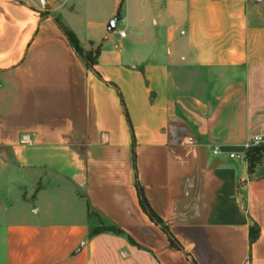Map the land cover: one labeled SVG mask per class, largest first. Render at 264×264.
Instances as JSON below:
<instances>
[{
	"label": "crops",
	"instance_id": "crops-1",
	"mask_svg": "<svg viewBox=\"0 0 264 264\" xmlns=\"http://www.w3.org/2000/svg\"><path fill=\"white\" fill-rule=\"evenodd\" d=\"M44 1L0 0V264H264V160L228 157L264 146V0Z\"/></svg>",
	"mask_w": 264,
	"mask_h": 264
},
{
	"label": "trees",
	"instance_id": "trees-1",
	"mask_svg": "<svg viewBox=\"0 0 264 264\" xmlns=\"http://www.w3.org/2000/svg\"><path fill=\"white\" fill-rule=\"evenodd\" d=\"M55 22L57 23V25L59 26V28L62 30V32L64 33L65 37L67 38L69 44L71 45L73 51L78 55L81 56V50L78 46V42L75 38V36L73 35V33H71L69 30H67L65 27L62 26V24L59 22L58 19L55 20ZM87 65L89 67H91L94 64L95 59L91 57V55L87 56L85 59ZM246 162L248 165V170L252 171V169L260 164L262 162V160H264V146H257V147H252L249 148L246 151ZM139 191V202L140 205L143 209V211H145V213L149 216V218L156 223L157 225H159V221L157 220V218L155 217V215L151 212V210L149 209L147 203L145 202L140 189L138 188ZM89 219L90 218H96L98 223H99V227L94 228L90 234L89 237H93L99 233H103V232H111L117 235H121V231H119L118 229H116L113 226H108L107 224L104 223L103 219H101V217L96 214L93 213L91 211H89ZM164 230V229H163ZM258 237V231L255 229H251L250 233H249V242L253 243ZM169 242L171 244L172 247L177 248V245L175 244L174 240L169 236Z\"/></svg>",
	"mask_w": 264,
	"mask_h": 264
},
{
	"label": "built area",
	"instance_id": "built-area-1",
	"mask_svg": "<svg viewBox=\"0 0 264 264\" xmlns=\"http://www.w3.org/2000/svg\"><path fill=\"white\" fill-rule=\"evenodd\" d=\"M120 37H124V34L121 33L120 34ZM27 138L24 137L22 139V143H27ZM261 142L262 140L260 138H253V139H250L249 141H247L244 145H243V148H244V153H240V154H235V153H229L228 154V157L230 159H237V160H242V161H246V151L249 149V148H252V147H257V146H260L261 145ZM212 153L213 155H218L221 153V148L220 146L218 145H215L212 147Z\"/></svg>",
	"mask_w": 264,
	"mask_h": 264
},
{
	"label": "water",
	"instance_id": "water-1",
	"mask_svg": "<svg viewBox=\"0 0 264 264\" xmlns=\"http://www.w3.org/2000/svg\"><path fill=\"white\" fill-rule=\"evenodd\" d=\"M42 4H43V7H44L45 9H48V7L45 5V1H44V0H42Z\"/></svg>",
	"mask_w": 264,
	"mask_h": 264
}]
</instances>
